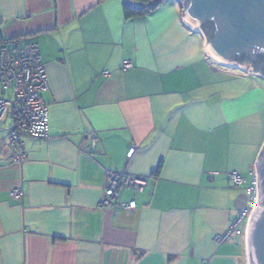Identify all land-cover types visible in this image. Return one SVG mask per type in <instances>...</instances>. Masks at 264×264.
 Returning <instances> with one entry per match:
<instances>
[{"label":"crops","instance_id":"0c3cea01","mask_svg":"<svg viewBox=\"0 0 264 264\" xmlns=\"http://www.w3.org/2000/svg\"><path fill=\"white\" fill-rule=\"evenodd\" d=\"M182 12L181 0L134 18L122 0H0V40L37 44L48 79V136L20 135L22 163L0 130V264H250L246 236H215L258 184L264 75L215 61ZM106 170L148 178L122 192L134 213L98 207Z\"/></svg>","mask_w":264,"mask_h":264},{"label":"built area","instance_id":"2783aa9c","mask_svg":"<svg viewBox=\"0 0 264 264\" xmlns=\"http://www.w3.org/2000/svg\"><path fill=\"white\" fill-rule=\"evenodd\" d=\"M130 68L132 63L123 60L122 69ZM47 87L48 79L37 44L25 43L17 38L0 41V91L3 94L10 91L8 95L0 96V130L6 133L10 158L16 163H22L27 157L21 134L34 138L48 136V106L41 96ZM7 119L12 121L11 125L5 123ZM85 142L84 151L91 154L100 152L95 132L86 134ZM134 150L135 145H132L127 156L130 157ZM229 178L233 186H240L244 182V178L235 171L229 173ZM147 184V177L106 170L98 207L110 209L114 214L122 212L130 215L136 210V202L133 199L123 201V190L140 191ZM247 194L249 208L237 214L224 233L215 236L216 242L221 243L233 232L246 236L250 217L257 205L258 184L249 187ZM10 195L20 200L23 196L21 187L13 188Z\"/></svg>","mask_w":264,"mask_h":264},{"label":"water","instance_id":"95a60500","mask_svg":"<svg viewBox=\"0 0 264 264\" xmlns=\"http://www.w3.org/2000/svg\"><path fill=\"white\" fill-rule=\"evenodd\" d=\"M182 17L201 30L207 52L227 65L254 71L252 59L258 51L264 55V0H181ZM250 57L239 63L236 55ZM260 73V72H259ZM258 204L253 211L246 234L250 264H264V190L260 173L264 168V146L256 160Z\"/></svg>","mask_w":264,"mask_h":264},{"label":"trees","instance_id":"16d2710c","mask_svg":"<svg viewBox=\"0 0 264 264\" xmlns=\"http://www.w3.org/2000/svg\"><path fill=\"white\" fill-rule=\"evenodd\" d=\"M163 0H122V8L126 18H134L147 15L158 8ZM2 41V40H0ZM247 53L236 55V60L241 63L249 59ZM254 71L264 75V55L262 51H258L252 59ZM260 178L264 190V168L260 173Z\"/></svg>","mask_w":264,"mask_h":264},{"label":"bare ground","instance_id":"6f19581e","mask_svg":"<svg viewBox=\"0 0 264 264\" xmlns=\"http://www.w3.org/2000/svg\"><path fill=\"white\" fill-rule=\"evenodd\" d=\"M210 55V54H209ZM211 56V55H210ZM215 61H217V62H219V63H221V64H226V63H224V62H221V61H219L218 59H216V58H214L213 56H211Z\"/></svg>","mask_w":264,"mask_h":264},{"label":"rangeland","instance_id":"374dc122","mask_svg":"<svg viewBox=\"0 0 264 264\" xmlns=\"http://www.w3.org/2000/svg\"><path fill=\"white\" fill-rule=\"evenodd\" d=\"M185 7H183V9H184ZM7 40V39H6ZM3 41V40H2ZM10 93V91H8V94ZM257 204H258V200H257ZM256 207H257V205H256Z\"/></svg>","mask_w":264,"mask_h":264}]
</instances>
